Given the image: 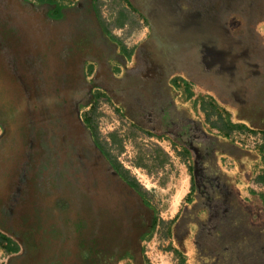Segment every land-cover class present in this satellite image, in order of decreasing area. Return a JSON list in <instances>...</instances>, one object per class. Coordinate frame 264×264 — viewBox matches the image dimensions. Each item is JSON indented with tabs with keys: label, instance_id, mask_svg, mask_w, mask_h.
Returning <instances> with one entry per match:
<instances>
[{
	"label": "rangeland",
	"instance_id": "obj_1",
	"mask_svg": "<svg viewBox=\"0 0 264 264\" xmlns=\"http://www.w3.org/2000/svg\"><path fill=\"white\" fill-rule=\"evenodd\" d=\"M51 1L68 6L62 19L46 18L52 6L41 3L47 0H37L34 6L26 5L22 0H0V264H37L38 256L49 257L41 258L42 264L44 262L51 264V257L55 256H72L74 260L79 258L81 262H86L92 256H96L95 253H91L93 249L85 245L83 239L79 240L83 236H77V233L86 231L87 226L77 221L86 213L83 211L85 207H80L81 210L76 209L75 201L82 202L75 194L77 187L70 180L73 169L70 173L66 172L67 174L58 169L56 156L50 145L39 155L37 137L34 133L38 125L32 128L26 126L37 121L39 113L47 114L54 111L47 104L51 97L46 98V108L44 105L43 110L39 109L37 95L30 94L31 91H36L38 81L35 89L29 85L23 87L21 81L22 78L25 81L33 80L36 76L33 71L39 69L43 79L47 77L46 80L50 81L48 86L54 85L57 79L53 75L66 70L63 66L65 62H60L56 58L57 46L69 45L71 42L69 36L72 32H82L85 28L91 27L98 29L99 20L93 16L95 7L102 24L112 36L117 37L114 38L116 41L127 47L125 51L131 53L126 57L129 61L125 74L127 78L134 76V80L132 83L126 82V87L121 91L115 88L114 95L110 94L111 99L100 97L96 100L91 116L105 149L131 177L137 180L147 194V204L139 202L141 212L145 216L130 220L137 221L135 233H138V238L135 245L121 251L120 256H111L113 260L111 262L196 264L192 242L188 239L182 243L176 238L174 230L176 217L181 214L182 209L186 210L185 207L190 202L188 197L193 184L194 155L184 148L185 138L188 137L184 133L185 129L179 134L178 124H173L177 128L168 125L170 118L167 116L171 113L166 111V106L162 102L165 99L170 101V96L158 99L155 107L144 109L145 97L140 92V86L150 76V72L145 73L149 63L150 67H154V73H157L155 75L157 82L174 84L175 80L177 82L175 84H179L172 87L174 100L169 103L174 108L186 111V114L199 122L205 130L221 136L222 142H234L239 147L237 155L232 151L230 154H219L218 164L234 176L236 192L239 197L242 195L243 204L252 209L253 219L264 222V182L260 180L264 172V131L252 126L248 120L240 116V113L245 115L244 111L247 113V110L241 112L234 105L233 102L245 101L241 99L237 80L231 79L233 81L230 89L218 92L216 91L218 85L213 77L200 80L199 75L205 72L199 66L201 63L194 59L189 62L190 59L185 56L186 52L191 53L195 50L190 47L185 50V44L200 41V37L204 36L200 35L203 29L193 33L187 32L185 38H179L174 45L168 44L173 47L169 48L167 42H163L166 40L165 36L162 38L154 36L156 33H153L150 20L152 22L155 19L161 20L164 24L162 27L168 30L171 27L166 26L168 21L171 23L176 19L184 24L185 17L174 14L166 15L165 18L163 11L160 12L158 6L159 12L157 8H150V2L147 0L131 1L140 8L142 6L140 3L148 8L151 12L150 19L134 10L126 0H84L81 4L83 8L77 10L72 9V4L77 0ZM233 2L236 9L241 7L240 2L236 0ZM121 13L126 14V19L124 24L119 25ZM217 15L214 16L216 20L223 14ZM243 23V19L234 17L230 26L236 30ZM258 27L264 36V22H260ZM225 31V27L221 28L219 34H224ZM82 36L83 34L78 35ZM248 38L255 39L252 35ZM150 41L154 47L149 46ZM242 41L239 37L238 42ZM215 53L208 46H204L199 51V57L207 65L208 70L215 67L217 75L231 76L234 59H229L224 51L223 56ZM97 57L98 54L93 55L91 52L84 56L98 60ZM221 58L222 64L226 66L224 69L219 66ZM53 59L57 61L54 62ZM186 61L192 66L189 67V72L195 77L198 76L196 81L185 73ZM112 64L113 62L111 66ZM12 79L16 81L13 82L15 86H19L16 88L17 92H14V87L6 84ZM120 79H123V74L118 76L117 80ZM88 80L92 81L87 75L86 81ZM57 86L60 87L58 83ZM42 88L45 89L44 84ZM86 110L87 108L81 107L79 115ZM161 124L163 126L159 127ZM229 124H235L238 128L231 130L226 138L220 131L228 130ZM11 125L15 128L13 133H9ZM151 127H159L165 132L170 131V137L177 139L175 142L179 144L170 138L153 136L148 132ZM86 132L90 133V130ZM111 134L117 136L116 142H113ZM73 135L70 134L68 138L74 142ZM200 136L203 140L207 139L203 135ZM201 138L198 140L201 141ZM66 144L70 146L68 142ZM80 152L82 156L95 155L96 159L97 155L93 149H90L89 153ZM97 154L99 160L106 163L99 151ZM108 167L110 172L117 176L110 162ZM246 194L247 200L244 198ZM232 236L236 239L237 233ZM4 238L10 239L11 246L16 249L8 251ZM255 254L254 256H259V253ZM100 256L104 259V255Z\"/></svg>",
	"mask_w": 264,
	"mask_h": 264
},
{
	"label": "flooded vegetation",
	"instance_id": "obj_2",
	"mask_svg": "<svg viewBox=\"0 0 264 264\" xmlns=\"http://www.w3.org/2000/svg\"><path fill=\"white\" fill-rule=\"evenodd\" d=\"M22 1L26 5L37 4V0ZM83 1L77 0L72 4V9H82ZM236 1L241 3L238 12L248 13L236 16L238 18L242 16L244 23L239 29L233 30L234 35L242 38L240 46L244 44L240 47L242 49L239 53L232 58L235 61L233 67L236 66L237 73L235 70L230 77L237 80L239 85L246 81L245 92L253 101L243 109L248 111L244 113L249 117L248 121L252 126L264 131V36L258 27L260 22H264V0ZM41 4L52 6L46 17L49 20H60L66 15L68 6L65 7L55 1ZM95 10L92 15L99 20H97L98 29L91 27L85 28L82 32H72L69 36L71 39L69 45L57 46L56 58L60 62H65L63 66L66 70L53 75L57 79L54 85L48 86L50 81L46 80L47 77L43 79L39 69L33 71L37 80L33 78L31 81H25L22 78L21 81L22 85L24 84L23 87L29 85L34 89L38 81L36 91L30 93L37 95L39 102L37 107L43 110L44 105L46 108L48 104V107L54 109L51 113H39V119L26 126L32 128L38 125L34 133L37 137L39 155L50 145L54 150L58 169L65 173H70L73 169L70 180L77 187L75 194L82 202L75 201L76 209L81 210L80 207H85L83 211L86 213L78 222L85 223L87 230H84L83 234L88 235L89 240L97 244V247L91 251L96 256H92L90 261H95L96 264H114L111 262L113 261L111 256H120L121 251L132 247L137 241L138 233H135L137 221L130 220L140 219L145 215L141 212V206L138 203L140 198L138 192L128 182L120 180L118 175L110 172L108 167L110 160L93 142L92 126L88 118L94 109V102L100 97L111 99L110 94L114 95L115 88L121 91L126 87V82L132 83L134 80V76L127 78L125 74L129 61L126 58L128 53L118 41L112 38L102 24L96 7ZM79 34L83 36L78 37ZM251 35L255 39L248 38ZM194 51L186 52L185 56L189 59H198L199 52L196 49ZM87 52L93 55L98 54V60L84 58ZM53 61L57 60L53 59ZM111 62H113L112 66ZM198 62L204 63L202 59L200 61L198 59ZM185 73L194 81L198 79V76L191 74L188 68H185ZM43 74L45 75V71ZM86 74L92 81H86ZM121 74L123 79L117 80ZM156 78L149 77L143 80L144 83L149 82L148 88H145L149 91V96L147 92L146 96L150 97L149 102L145 96L147 99L144 101V109L150 106L155 107L158 99L170 96V101L165 99L162 102L166 106V111L171 113L167 116L170 118L168 125L176 127L173 124H178L179 134L185 129L184 133L188 137L185 138L184 148L194 155L191 201L185 207L186 210L182 209L181 214L176 217L174 227L176 238L182 243L190 239L194 256H197L199 264H264V222L253 219L252 209L247 204H243V200L236 192L234 176L223 170L217 160L219 154H230L232 151L237 155L239 147L234 142H222L221 136L205 130L199 122L191 119L186 111L174 108L170 103L174 100L172 87L177 82L174 80V84H162L157 82ZM14 81L12 79V82ZM43 84L45 89L42 88ZM18 87H14V92H17ZM237 88L240 89L239 86ZM47 97L51 99L46 104ZM81 107L87 110L79 115ZM161 126L163 124L159 127ZM13 127V125L10 126L9 133L14 132ZM159 127H151L148 132L153 136L170 138L174 143L179 144L175 142L177 139L170 137V131L165 132ZM88 129L91 135L86 132ZM221 132L226 135V138L228 137L226 131L221 130ZM70 134H74L72 138L74 142L68 138ZM200 135L208 140H203ZM4 137L8 136L4 135ZM198 138L202 140L199 141ZM67 142L70 146H67ZM90 149H93L97 155L96 159H94L95 155L94 157H90L89 154L82 156L80 151L89 153ZM97 151L104 157L106 163L104 160H99ZM83 211L80 212L84 213ZM180 222L183 223L180 224ZM235 232L236 239L232 236ZM255 253H259V256H254ZM100 255H104V259Z\"/></svg>",
	"mask_w": 264,
	"mask_h": 264
},
{
	"label": "trees",
	"instance_id": "obj_3",
	"mask_svg": "<svg viewBox=\"0 0 264 264\" xmlns=\"http://www.w3.org/2000/svg\"><path fill=\"white\" fill-rule=\"evenodd\" d=\"M47 1H51V0H47ZM139 1H142V0H139ZM147 1L150 2L149 3L150 8L154 7V8L158 9V7H159L160 12L163 11V14H165V18H167L166 15H173L174 16V14H179L183 18L185 17V23L184 24L181 22H178V20H176V19H174L173 22H171V23L168 21V24L166 26H169V25L171 26L168 30H166L164 27H162V26H164V24L162 23L161 20L155 19V20H153V22L150 20V24H151L153 33H156L154 36L156 37V35H157V37H159V38L160 37L162 38L163 36H165L164 39H166V40L163 41V39H162V41L164 43L167 42V44H166L167 47L173 48L172 46H169V45H174V42H178L177 40L179 38H182V37L185 38V34L187 32L193 33V32H197V31H200L203 29L202 32H200V35L204 34L205 37L201 36L200 37L201 40L198 42H195V43L191 42L190 44L189 43L185 44V50L189 49V47H190V48L196 49L197 52H199L202 47L208 46L210 48V50H212L213 52H216L215 54H217L219 56H223L222 51H224L226 56L229 59H232L242 49L240 47L244 43L241 44V46H240L238 39H236L238 37H236L234 35V31H233V28L230 26V23L234 17L239 16L238 14L247 15L248 12H238V8L236 9L234 6V2H233L234 0H147ZM126 2L128 4H130L134 10L140 12L143 15V17L150 19L151 12L149 11L148 8H145V6L143 4H141V3L139 4V5H142L140 8L137 5H135L131 0H126ZM158 12H159V9H158ZM219 13H221L223 15L221 16L220 19L216 20L214 18V16L215 15L218 16L217 14H219ZM121 14H122L121 18L118 21L119 25L124 24L125 19H126V14H124V13H121ZM236 18H238V17H236ZM239 18L243 19L242 16ZM197 26H201V27L198 28ZM224 27L226 28V31L224 34L220 35L219 30L221 28H224ZM106 29H107V27H106ZM109 34L111 35L110 32H109ZM249 36H250V32H249ZM202 37H203V39H202ZM112 38L116 39L117 37L114 35V36H112ZM148 43H149V46H151V47L155 46L152 41H150ZM122 45H124V44H122ZM123 47H125V45ZM211 47H215V48L211 49ZM125 49H126V47H125ZM128 54H131V53L128 52ZM200 60L201 59H199V61ZM196 61H198V59H196ZM189 62H192V59H190ZM222 63H223V61L221 58L219 66H222L223 69L226 68V66ZM189 64L190 63H188V61H186L185 62V68L189 69V67H192ZM223 65H224V67H223ZM199 66H201L202 70L205 71L204 73L201 72V75H200V79L202 81L205 80L206 77H213L216 80L215 81L216 85H218L216 87V91L220 92V90H221V92H224V91H227L228 89H230V85H231L230 75H223V76L217 75L215 67L208 70L207 65L204 63L202 65L199 64ZM153 68H154L153 66L150 67V63L145 68L146 74L150 72L149 73L150 76H148L147 79H149V77H151V78L156 77L155 75L157 73H154ZM235 70H236V66L235 67L232 66L233 74H234ZM161 71H163V70H161ZM236 73H237V70H236ZM6 84L8 86L11 85L12 87H16L15 86L16 84H14L12 81H7ZM202 84L205 85L204 82H202ZM148 86H149V82L144 83L143 85L140 86L141 87L140 92L143 94L144 97L146 96L147 93H148L147 95L149 96V91L147 90ZM145 87H147V88H145ZM239 87L241 90V99H245V101L238 102V103L233 102V103L237 107V109H239V111H242L243 109H245L248 106V104H251L253 100L251 98H249L248 97L249 95L247 96V94L245 92L246 91V81H243V83H240ZM242 88L244 89V92H243ZM148 96H146L148 99L146 97H145V99L149 100V102H150V97H148ZM224 100L226 101V99H224ZM230 101H232V100H230ZM263 105H264V102H263ZM240 116L245 120H249L248 119L249 117L246 115L241 114ZM88 120L90 122V125L92 126L91 131H92V134L94 137L93 142H94L95 146L98 148L99 151L103 150L105 156L110 160V162H111L110 164H111L112 168L116 171L118 178L122 181L128 182L129 185L131 187H133L138 192V194L140 196V198L138 199V203L141 202L143 204H147L146 203V201H147L146 192L142 190V187L137 182V180L135 178L131 177L129 175V173L127 172V170H125L120 165L119 162L114 160L112 158L110 152L105 149L104 144L101 142V140L98 136V132H97V129L95 128L96 126L93 123L92 116H90L88 118ZM227 126H228V128H227L228 130H226V133H228V134H230L231 130H233L234 128L237 127V125H235V124H232V125L229 124ZM116 137L117 136L115 134H111V138L113 139V142L117 141ZM125 175L127 177H129L128 178L129 180L127 179V177H125ZM260 180L264 182V172L260 176ZM192 190H193V187H192ZM191 193H192V191H191ZM191 193L188 197L189 201H191ZM81 219L82 218L77 219V221H81ZM175 221H176V219H175ZM80 235L83 236V238H81L79 240L83 239V242L85 243V245L89 246L90 249H94L97 247V244L93 240H91V241L89 240L88 235L87 236L84 235L83 232H81L80 234L77 233L78 237H80ZM4 240L6 241V249L8 251H13L14 249H16V248H13L11 246L12 241L10 239L4 238ZM65 247H66V245H65ZM43 257L44 256H41V257L38 256V258H37L38 263L37 264H42L41 258L43 259ZM44 258H49V257H44ZM195 258H196V264H199V260L197 259V256H195ZM51 259H52L50 261L51 264L54 262L58 263V264H96L95 261L92 262L90 260L86 261V262H81L79 260V258L74 260L72 258V256H55V257H51ZM44 264H45V262H44Z\"/></svg>",
	"mask_w": 264,
	"mask_h": 264
},
{
	"label": "crops",
	"instance_id": "obj_4",
	"mask_svg": "<svg viewBox=\"0 0 264 264\" xmlns=\"http://www.w3.org/2000/svg\"><path fill=\"white\" fill-rule=\"evenodd\" d=\"M122 45V44H121ZM124 46V45H122ZM125 48V47H124ZM127 48V47H126ZM176 86H179V84H176ZM263 174V173H262ZM239 191V190H238ZM248 194L244 195L245 200H247ZM240 199L243 200L242 195H240Z\"/></svg>",
	"mask_w": 264,
	"mask_h": 264
}]
</instances>
